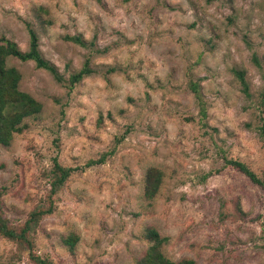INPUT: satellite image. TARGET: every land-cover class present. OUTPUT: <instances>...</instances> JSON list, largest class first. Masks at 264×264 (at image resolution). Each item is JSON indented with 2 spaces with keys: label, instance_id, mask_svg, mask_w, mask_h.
<instances>
[{
  "label": "rangeland",
  "instance_id": "374dc122",
  "mask_svg": "<svg viewBox=\"0 0 264 264\" xmlns=\"http://www.w3.org/2000/svg\"><path fill=\"white\" fill-rule=\"evenodd\" d=\"M28 28L61 80L5 60L41 108L0 141V264H134L149 229L170 261L264 264V188L227 162L264 182V0H0V44Z\"/></svg>",
  "mask_w": 264,
  "mask_h": 264
},
{
  "label": "trees",
  "instance_id": "16d2710c",
  "mask_svg": "<svg viewBox=\"0 0 264 264\" xmlns=\"http://www.w3.org/2000/svg\"><path fill=\"white\" fill-rule=\"evenodd\" d=\"M211 1V0H205ZM28 44L25 51H20L14 43L5 40L0 44V141L4 142L6 138H9V133L11 130H15L14 124L18 123L23 116L37 113L41 105L38 101L32 98L26 92L19 91L17 89V82L19 80V72L13 66H7L5 60L7 57H14L20 61H32L36 68H40L48 71L54 79L60 81L61 77L56 72V70L44 60L38 52L37 49V38L34 31L28 28ZM76 42L83 44L79 39L75 38ZM253 62L257 64V59L253 57ZM91 69L88 67V62L85 60L82 66L74 73L69 75L68 82L73 84L81 80L84 76L88 75ZM233 76L238 81L241 92L248 96V86L244 79V73L241 70L232 69ZM190 89L194 96L198 97V91L195 87L194 82H190ZM261 101H259L260 112L264 109V92L261 94ZM15 106L18 111L11 112L7 114L6 108ZM200 111L203 113L202 108ZM260 120H263L259 115ZM259 134L264 140V126L260 125ZM103 160V155L97 159L89 160V163H100ZM231 166L235 167L238 171L242 172L246 177H248L253 183L264 188V182L260 181L257 176L249 170L243 162L237 160L229 159L227 161ZM56 171L59 174L51 181L52 191L55 186L59 184L64 178L65 174L69 169H64L58 165H55ZM51 211L50 207L44 210H32L29 214V220L26 221V226L30 220L35 219L37 216L43 213H49ZM0 232L4 235L11 236L12 233L5 228L2 223V218L0 217ZM149 240L151 241L150 253L134 264H194L191 259H182L179 261H170L165 258L158 250V245L161 243V238L157 233L151 229L148 230ZM71 244V242L69 243ZM35 259V258H34ZM37 264H42L41 260L35 259Z\"/></svg>",
  "mask_w": 264,
  "mask_h": 264
}]
</instances>
